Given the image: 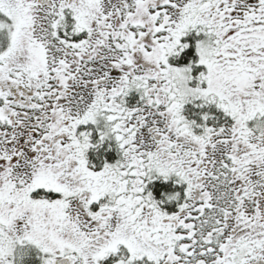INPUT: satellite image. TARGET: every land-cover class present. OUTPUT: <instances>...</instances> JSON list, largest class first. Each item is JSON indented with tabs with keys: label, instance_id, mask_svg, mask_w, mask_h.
Instances as JSON below:
<instances>
[{
	"label": "snow or ice",
	"instance_id": "obj_1",
	"mask_svg": "<svg viewBox=\"0 0 264 264\" xmlns=\"http://www.w3.org/2000/svg\"><path fill=\"white\" fill-rule=\"evenodd\" d=\"M0 264H264V0H0Z\"/></svg>",
	"mask_w": 264,
	"mask_h": 264
}]
</instances>
